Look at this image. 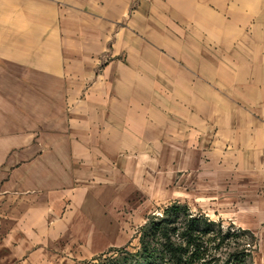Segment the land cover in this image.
I'll list each match as a JSON object with an SVG mask.
<instances>
[{
    "label": "crops",
    "instance_id": "1",
    "mask_svg": "<svg viewBox=\"0 0 264 264\" xmlns=\"http://www.w3.org/2000/svg\"><path fill=\"white\" fill-rule=\"evenodd\" d=\"M168 2L163 24L132 0L94 23L85 0H0V264H80L188 151L264 264V0L237 21L196 0L187 24Z\"/></svg>",
    "mask_w": 264,
    "mask_h": 264
},
{
    "label": "rangeland",
    "instance_id": "2",
    "mask_svg": "<svg viewBox=\"0 0 264 264\" xmlns=\"http://www.w3.org/2000/svg\"><path fill=\"white\" fill-rule=\"evenodd\" d=\"M83 6L74 5L73 13L82 12L85 21L89 23L98 22L100 19L99 9L104 5L106 0H85ZM169 0H132L131 10L138 6H148L151 8L153 23L166 24L170 22L166 19H159L160 16L166 17L167 7H171ZM173 9L177 15L173 19L176 24L190 23L193 5L196 0H173ZM239 0H226L227 11L226 16L230 20L237 21L241 15L248 14V6L240 9L236 6ZM253 1V0H245ZM259 1V0H256ZM214 7L208 3L204 5ZM202 9V1H201ZM77 11V12H74ZM158 11V12H156ZM156 12V13H155ZM245 21L239 20L241 24ZM79 20L73 21V23ZM169 24V23H167ZM189 156V157H188ZM166 174L160 173L157 168L151 174V181H146L137 187L134 191L131 190L128 198L121 199L119 207L118 220L110 223H104V237L97 248L100 250L94 255L84 260L80 264H92L94 257L105 254L110 255L116 253L118 249L134 251L139 246V237L142 230L146 227L148 221L153 216L161 215L162 209L173 201L186 204L191 211L201 212L209 216L211 219L223 220L224 223L232 222L225 214V207L209 202L208 199V174L206 161L201 165H193L191 151H188L183 164H176L175 158H170L168 161ZM140 185V184H139ZM134 195V196H130ZM213 201V200H212Z\"/></svg>",
    "mask_w": 264,
    "mask_h": 264
},
{
    "label": "trees",
    "instance_id": "3",
    "mask_svg": "<svg viewBox=\"0 0 264 264\" xmlns=\"http://www.w3.org/2000/svg\"><path fill=\"white\" fill-rule=\"evenodd\" d=\"M255 249L250 230L173 201L148 221L136 250L100 254L92 264H253Z\"/></svg>",
    "mask_w": 264,
    "mask_h": 264
}]
</instances>
